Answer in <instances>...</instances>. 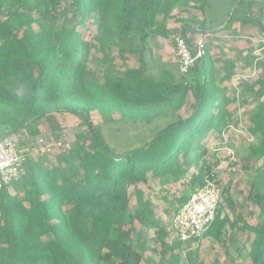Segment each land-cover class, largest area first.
I'll use <instances>...</instances> for the list:
<instances>
[{
  "label": "trees",
  "instance_id": "16d2710c",
  "mask_svg": "<svg viewBox=\"0 0 264 264\" xmlns=\"http://www.w3.org/2000/svg\"><path fill=\"white\" fill-rule=\"evenodd\" d=\"M215 1L0 0V137L19 134L34 140L45 120L58 135V114L75 116L84 128L56 163L24 151L23 174L0 189V264H182L181 250L191 241L180 238L173 221L208 181L219 189L217 153L225 146L232 112L209 49L187 73L163 60V43L173 36L168 20L176 9L191 19L195 11L203 14L199 24L179 18L176 34L186 37L193 52L197 33L221 31L235 21L264 33L258 15L264 13V0H238L220 28L216 16L208 23L205 15ZM91 15L97 27L87 40L79 27ZM234 62H223L221 82L231 79ZM258 80L261 93L264 77ZM189 92L195 105L184 117L180 111ZM261 109L251 115L248 127L254 161L242 166L250 175L247 198L256 208L250 215L258 220L249 224L240 212L230 220L237 204L229 179L220 189L224 200L216 218L200 237L221 239L228 226L242 221L240 228L250 230V264H264V159L261 168L253 169L255 160L264 158ZM94 111L117 112L134 124L174 119L158 123L150 140L119 151L105 140L101 124H94ZM211 137L220 138L223 146L210 150ZM235 165L236 157L228 167ZM150 179L161 189L180 185L181 191L172 201L154 194L166 203L161 210L141 187Z\"/></svg>",
  "mask_w": 264,
  "mask_h": 264
},
{
  "label": "rangeland",
  "instance_id": "374dc122",
  "mask_svg": "<svg viewBox=\"0 0 264 264\" xmlns=\"http://www.w3.org/2000/svg\"><path fill=\"white\" fill-rule=\"evenodd\" d=\"M238 0H217L213 3L212 9L207 12L206 18L210 23L211 18L216 16L219 28L224 25L228 14L231 12L232 7ZM194 19L187 16L185 11L176 9L173 17L168 20V27L171 31V36L176 34L178 28L181 26L179 18L190 19L195 24L202 22L203 14L199 11H195ZM215 13V14H214ZM264 24V13L258 14ZM188 17V18H187ZM220 20L223 22L220 25ZM58 27L61 26V20L57 21ZM97 19L96 16L91 15L87 18L85 24L80 28L85 39L90 40L96 31ZM199 32L194 36V40L203 38L206 44V49L212 55L211 66L216 64L218 70L216 72V80L220 83V87L223 89L222 93L231 99L229 109L232 112V126L230 130L225 133L224 141L225 146L221 143L220 138L211 137L208 141V147L212 150L214 147L221 146L217 153V158L220 165L217 167L220 177L219 190L225 185V183L231 179V195L233 196L236 204L237 211L229 212L230 220L236 219V214L240 212L243 214L249 224H255L257 222V214L250 215V211H255V206L248 200L247 195L249 193L248 172L244 171L243 165L247 162L254 161L249 150V145L252 143L253 136L249 132L250 117L253 113L257 112L259 107L264 106V91L257 93L261 84L258 79L264 77V33H259L258 28L252 26H243L240 22L235 21L229 27L223 30ZM172 38L163 43V58L165 60H175V53L172 45ZM93 52L97 54L96 46L93 44ZM112 56H117V51H112ZM228 58L235 59L233 66V75L231 79L220 81L222 75L225 73V62ZM134 59V58H133ZM120 61V60H119ZM249 63H246L248 62ZM215 62V63H213ZM172 63V62H171ZM132 64L135 65V61ZM173 64V63H172ZM249 64V65H248ZM171 66V64H168ZM195 105V99L189 92L187 103L180 111L182 116H188ZM264 113V108L260 110ZM55 119L59 121L61 126V133L58 135L52 134L49 123L47 120L41 125V135L50 137L52 141L62 142V146L55 148L50 154L45 153L34 140H24L25 137L17 134L18 147L20 151H28L33 157L40 155L47 156L48 163H56L57 157L66 152V150L73 144L75 140V134L84 128L78 123L79 120L71 114H58L54 115ZM92 118L94 124L101 126V131L104 134L105 140L112 147H116L119 151H126L138 146L145 140H150L152 137V129L158 126L160 123L163 125L171 118H160L153 123L140 124L131 123L129 121L122 120L120 114L115 112L107 116L100 115L97 111L92 112ZM109 118H114L111 121H107ZM89 133V131H86ZM230 152V155H229ZM232 156V157H231ZM236 157V165L234 167H228L232 158ZM263 156H260L254 162L253 169L261 168L263 166ZM251 172H254L252 170ZM142 189L147 195L153 197L154 194L159 195L163 193L168 200L172 201L174 196L181 191L180 185L170 187L167 190L161 189L159 183L150 179L148 184H141ZM12 190V189H11ZM12 192H14L12 190ZM155 199L156 208L162 210L163 206H166L164 201ZM224 197H221V203ZM158 203H157V202ZM159 204V205H158ZM134 201L132 202V207ZM226 208V207H225ZM240 221L239 225L231 228L227 227L226 234L224 233L221 239H215L211 236L202 237L200 239L193 240L185 243L182 254V264H250L248 262L247 255L249 250L248 233L250 230L240 228L242 225ZM141 235H145L147 230L141 229ZM154 242L149 239L148 246H153ZM146 256H150V252H145ZM156 259L158 257L156 256ZM167 264V263H165Z\"/></svg>",
  "mask_w": 264,
  "mask_h": 264
},
{
  "label": "built area",
  "instance_id": "2783aa9c",
  "mask_svg": "<svg viewBox=\"0 0 264 264\" xmlns=\"http://www.w3.org/2000/svg\"><path fill=\"white\" fill-rule=\"evenodd\" d=\"M171 38L179 70L181 73H187L204 55L205 41L202 37L198 38L195 45L196 51L193 52L192 46L184 35L174 34ZM17 142L18 138L14 134L0 137V189L19 179L23 174L24 154L20 151ZM35 143L47 154L63 145L62 142H54L44 135L36 137ZM220 202V190L212 181H208L204 187L194 191L173 221L180 238L185 241L199 239L214 222Z\"/></svg>",
  "mask_w": 264,
  "mask_h": 264
},
{
  "label": "crops",
  "instance_id": "0c3cea01",
  "mask_svg": "<svg viewBox=\"0 0 264 264\" xmlns=\"http://www.w3.org/2000/svg\"><path fill=\"white\" fill-rule=\"evenodd\" d=\"M162 57H163V52H162ZM163 60H164L165 62H167L168 64H171V65H173V66H174V65L177 66V65H176L177 63H176V61H175L174 59H173V60H172V59H171V60H165V59L163 58ZM171 62H172L173 64H172Z\"/></svg>",
  "mask_w": 264,
  "mask_h": 264
}]
</instances>
